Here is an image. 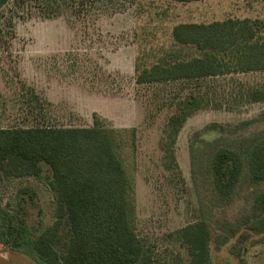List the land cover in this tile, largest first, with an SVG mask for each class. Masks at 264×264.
<instances>
[{
  "label": "rangeland",
  "instance_id": "1",
  "mask_svg": "<svg viewBox=\"0 0 264 264\" xmlns=\"http://www.w3.org/2000/svg\"><path fill=\"white\" fill-rule=\"evenodd\" d=\"M112 8L101 11L95 23L90 20L87 26L72 27L63 16L17 20L16 35L8 47H0V128L36 124L21 103L31 88L52 103L50 122L59 127L88 128L98 118L108 128L134 130L135 148H124V161L133 182L135 231L159 255L179 251L185 256L186 250L166 239V234L201 220L213 206L208 185L193 178L191 137L211 122L237 123L258 117L264 102L250 101L248 95L263 89L264 72L222 75L199 86L183 82L137 85L134 63L139 45L167 42L178 23L264 20V0H144L129 1L124 10ZM193 92L206 96L210 105L204 103L205 108L188 118L177 137L179 175L167 168L164 129L175 111L174 100ZM261 127L264 124L256 123L253 129ZM41 167L39 176H7L0 171L1 201L15 224L34 236L55 220L52 171L44 162ZM256 188L264 189V184L243 183L231 204L213 207V264H264V228L257 233L244 230L243 225L241 235L222 242L223 233L215 223L217 219L243 222L251 213ZM0 264L39 263L13 244L4 245L0 236Z\"/></svg>",
  "mask_w": 264,
  "mask_h": 264
},
{
  "label": "trees",
  "instance_id": "2",
  "mask_svg": "<svg viewBox=\"0 0 264 264\" xmlns=\"http://www.w3.org/2000/svg\"><path fill=\"white\" fill-rule=\"evenodd\" d=\"M129 1L144 0H0V47H8L17 20L26 16H63L72 27L87 26L101 11L112 6L114 11L124 10ZM150 42L149 47L139 45L135 58L137 85L199 86L222 75L264 72V20L260 18L178 23L167 42ZM26 93L21 103L37 122L0 128V171L7 176H39L41 163L49 165L55 220L34 236L15 224L0 199V236L4 245L13 244L39 264H213V207L231 204L243 183L264 184V127L253 129L256 123L264 124V111L253 119L211 122L195 131L190 140L193 178L208 185L213 206L201 220L166 234L186 255L178 251L164 257L135 231L133 182L124 161V148H135V131L108 128L98 118L88 128L59 127L50 122L52 103L31 88ZM248 96L250 101L264 102V87ZM205 98L193 92L175 99V111L164 129L167 168L179 175L174 145L188 118L205 108L204 103L210 105ZM215 223L223 233L222 242L247 228L261 233L264 189L254 190L251 213L243 222L217 219Z\"/></svg>",
  "mask_w": 264,
  "mask_h": 264
}]
</instances>
